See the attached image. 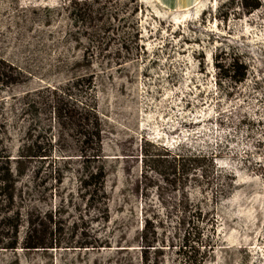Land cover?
I'll list each match as a JSON object with an SVG mask.
<instances>
[{"label": "rangeland", "instance_id": "374dc122", "mask_svg": "<svg viewBox=\"0 0 264 264\" xmlns=\"http://www.w3.org/2000/svg\"><path fill=\"white\" fill-rule=\"evenodd\" d=\"M70 1L0 0V57L28 73L24 84L0 92V139L14 158L26 128L14 100L92 74L109 219L67 205L70 178L60 197L49 183L23 179V201L58 212L64 241L81 215L75 240H96L98 248L0 249V264H264V0L248 14L241 0H196L187 10L97 0L95 8L116 19L119 38L107 33V51L94 58L99 43L74 24ZM231 57L248 70L236 87L215 68ZM163 152L204 157L206 176L155 174L143 155Z\"/></svg>", "mask_w": 264, "mask_h": 264}, {"label": "trees", "instance_id": "16d2710c", "mask_svg": "<svg viewBox=\"0 0 264 264\" xmlns=\"http://www.w3.org/2000/svg\"><path fill=\"white\" fill-rule=\"evenodd\" d=\"M251 1L248 4V0H241L242 9L247 14L260 7V0ZM70 2L74 24H80L85 29L88 42L99 43V47H94V53L88 49L91 51L90 58L102 57L107 51L106 47H102L106 34L112 32V35L119 38L118 30L112 24L116 19L104 7L95 8L97 0ZM120 33L124 34L122 31ZM138 36L135 33L130 37L138 39ZM122 38L121 48L128 53L130 41ZM215 68L219 71L220 79L234 87L245 81L248 72L245 64L235 57H231L225 64L215 60ZM27 75L26 71L0 57V92L24 84ZM218 86L220 88L221 83ZM94 90V76L89 74L76 77L63 85L40 88L14 100V103H19L20 118L26 128L14 158L3 147L0 139V249L47 251L70 249L72 245L80 250L98 248L96 240L91 243H80L79 238L75 240L79 228L77 224L83 219L81 215L73 222L70 231L72 237L66 242L62 239L64 224L58 218L59 213L27 205L18 189L21 180L30 179V183L37 188L49 183L50 194L60 197L61 187L70 178L74 181L75 189L71 191L72 197H69L67 205L74 212L81 211V206L95 209V220L108 222L104 189L103 120ZM5 106L6 103L1 104L0 110L3 111ZM5 127L6 123L0 122V132L4 133ZM143 158L150 163V170L159 176L172 175L182 179L191 172L200 173L201 176L207 174L199 169L201 159L205 158L196 154L145 153ZM210 163L213 172L218 173L213 161ZM37 193H40V189ZM74 196H77L80 203H73Z\"/></svg>", "mask_w": 264, "mask_h": 264}, {"label": "crops", "instance_id": "0c3cea01", "mask_svg": "<svg viewBox=\"0 0 264 264\" xmlns=\"http://www.w3.org/2000/svg\"><path fill=\"white\" fill-rule=\"evenodd\" d=\"M158 4L173 10H187L196 0H156Z\"/></svg>", "mask_w": 264, "mask_h": 264}]
</instances>
